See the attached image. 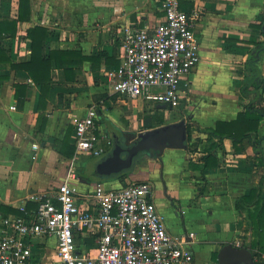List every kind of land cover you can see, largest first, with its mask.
Segmentation results:
<instances>
[{
	"label": "crops",
	"instance_id": "obj_1",
	"mask_svg": "<svg viewBox=\"0 0 264 264\" xmlns=\"http://www.w3.org/2000/svg\"><path fill=\"white\" fill-rule=\"evenodd\" d=\"M180 3L185 12L200 13L194 33L200 42L201 60L189 77L185 99L176 108L175 113L181 117L173 121L169 113L175 109L154 104L156 110L150 111L152 103L126 100L113 92L104 75L106 68L120 65L123 29L153 27L162 22L163 0H31V21L18 24L15 38L0 40L12 60L30 61L27 30L34 26L50 31L45 54L60 49L80 55L73 57V64L64 66L70 71L68 79L64 69L53 65L51 90L44 105L40 103V86L27 72L0 64V219L5 214L20 215L19 207L29 195L58 188L66 180L74 156H66L64 150L74 147L76 122L90 107L98 111L97 133L113 145L123 134L134 139L150 130L144 125L146 118L152 120L151 129L160 127L156 116H163V125L191 117L193 127L209 129L245 111L249 99L241 95V89L255 75L247 63L256 45L264 42L262 30L254 27L264 20V0ZM19 5V0H0V17L17 19ZM100 55L99 61H81ZM260 70L264 97V54ZM124 122L133 129H125ZM260 134H264V125ZM207 136L194 131L187 151L169 149L161 158L143 155L125 182L101 180L95 171L102 158L81 156L76 161V175L78 171L81 176L71 183L85 192L100 183L117 189L133 182H150L169 233H193L187 241L195 264H218L225 245L241 247L250 237L249 225L235 203L259 184L264 168L259 166L261 153L256 154L247 140L245 149L237 151L231 141L220 143L217 139L212 153L220 166L206 170L191 167L203 165V148L211 145ZM199 137L205 145L196 140ZM28 207L34 209L36 204L29 202ZM37 254L43 262L56 259L55 240H40Z\"/></svg>",
	"mask_w": 264,
	"mask_h": 264
},
{
	"label": "built area",
	"instance_id": "obj_2",
	"mask_svg": "<svg viewBox=\"0 0 264 264\" xmlns=\"http://www.w3.org/2000/svg\"><path fill=\"white\" fill-rule=\"evenodd\" d=\"M163 12L164 20L153 27L123 29L120 65L106 68L104 75L126 100L173 110L185 99L189 77L201 60L194 33L200 13L185 12L180 0H163ZM97 117L93 106L76 122L75 155L60 187L29 195L20 215L1 217L0 264H195L187 241L194 234L169 233L150 182L117 189L100 183L85 192L71 183L81 156L104 157L113 148L97 133ZM29 202L36 207L30 209ZM91 237L96 247L87 250L79 240ZM40 240H55L56 259H39Z\"/></svg>",
	"mask_w": 264,
	"mask_h": 264
},
{
	"label": "trees",
	"instance_id": "obj_3",
	"mask_svg": "<svg viewBox=\"0 0 264 264\" xmlns=\"http://www.w3.org/2000/svg\"><path fill=\"white\" fill-rule=\"evenodd\" d=\"M19 15L17 19L9 17H0V40L13 39L18 32V24L20 22L31 21V0H19ZM258 29H261L264 34V20L255 25ZM28 38L31 40V59L26 63H15L6 49L0 44V64H7L14 70H22L29 74L36 85L41 88L40 103L44 105L46 99L49 96L51 90V70L55 64L56 68L64 69L66 64H73L70 61H74L73 57L80 55L79 52L67 51V50H50L48 54H45L46 42L50 37V31L42 26H34L28 30ZM256 52L249 59L247 65L255 72V75L247 79V83L241 89V95L249 99V104L245 111L239 112L236 119L226 122L218 121L214 128L201 129L199 126L193 127L192 124L188 126V142H191L194 137V131L207 134V142L211 144L209 148L204 144V139L199 137L196 140L204 144L203 152V165H191L193 168L206 170L210 167L220 166L218 158L212 153L213 148L217 147L218 143L214 142L217 139L218 142L231 141L233 147L237 151L244 150V141L247 140L254 149L255 153H261L259 159V166L264 168V134H260V129L264 125V97L262 96L260 89L263 84L262 73L260 70V63L264 54V42L258 43ZM260 52L259 56L257 53ZM104 56V55H103ZM102 55L97 59L83 58L81 61L87 59L92 61H99ZM119 66V65H118ZM117 66V67H118ZM67 79L70 71L64 69ZM74 72V71H73ZM74 79V78H73ZM156 123L160 126L164 124L163 116H156ZM146 129L152 128L151 118L144 120ZM70 151H66L65 155L73 157L75 155V146L69 147ZM149 155L150 154H143ZM153 157H156L153 155ZM132 170L125 171L121 174L111 177H100L101 180L118 179L125 182ZM77 175L81 176V173L77 171ZM144 182V181H140ZM264 175L261 178L259 184L254 187L248 194L237 198L235 208L239 215L243 217L248 225L250 237L242 244V248L249 249L254 257L258 258L256 264L264 263ZM4 210V207H1ZM18 214V212H15ZM5 214V213H4ZM8 214H5L7 216ZM80 244H83L87 250H91L96 247L95 238H84L79 240Z\"/></svg>",
	"mask_w": 264,
	"mask_h": 264
},
{
	"label": "water",
	"instance_id": "obj_4",
	"mask_svg": "<svg viewBox=\"0 0 264 264\" xmlns=\"http://www.w3.org/2000/svg\"><path fill=\"white\" fill-rule=\"evenodd\" d=\"M259 54L260 52L257 56ZM191 119L185 117L180 121L140 132L131 146L125 144L124 138L117 139L110 154L102 157L97 163L96 174L99 177H111L128 170L133 171L137 161L145 153L161 158L169 149L187 151L188 126ZM218 264H256V260L249 249L228 244L219 252Z\"/></svg>",
	"mask_w": 264,
	"mask_h": 264
},
{
	"label": "rangeland",
	"instance_id": "obj_5",
	"mask_svg": "<svg viewBox=\"0 0 264 264\" xmlns=\"http://www.w3.org/2000/svg\"><path fill=\"white\" fill-rule=\"evenodd\" d=\"M135 105L137 106L138 104L137 103H135ZM133 107V105L131 104V108ZM149 110L150 111H154V110H156V108H155V105L152 103L151 105H149ZM177 111V109H175V110H173V111H171L169 114H171V116H170V118L169 119H171V120H177V119H179L180 117H181V114H176L175 112ZM125 123V122H124ZM125 129H127L128 131H130V130H132L133 129V126L132 125H130V123H125ZM130 135V134H129ZM131 136V135H130ZM134 141V140H133ZM102 158V157H101Z\"/></svg>",
	"mask_w": 264,
	"mask_h": 264
},
{
	"label": "flooded vegetation",
	"instance_id": "obj_6",
	"mask_svg": "<svg viewBox=\"0 0 264 264\" xmlns=\"http://www.w3.org/2000/svg\"><path fill=\"white\" fill-rule=\"evenodd\" d=\"M120 137H121V136H120ZM121 138H124V139L126 140L125 144H126L127 146H131L132 143H133V140L135 139V138L133 139L132 136H130L129 134H123V136H122ZM148 156H149V155H148Z\"/></svg>",
	"mask_w": 264,
	"mask_h": 264
}]
</instances>
